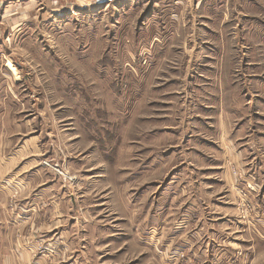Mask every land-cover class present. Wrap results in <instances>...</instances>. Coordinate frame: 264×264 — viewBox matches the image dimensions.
<instances>
[{"label":"rangeland","instance_id":"1","mask_svg":"<svg viewBox=\"0 0 264 264\" xmlns=\"http://www.w3.org/2000/svg\"><path fill=\"white\" fill-rule=\"evenodd\" d=\"M75 3L38 6L0 96L86 190L91 264H264V0Z\"/></svg>","mask_w":264,"mask_h":264},{"label":"crops","instance_id":"2","mask_svg":"<svg viewBox=\"0 0 264 264\" xmlns=\"http://www.w3.org/2000/svg\"><path fill=\"white\" fill-rule=\"evenodd\" d=\"M46 1L52 7L58 1L76 4L75 0ZM42 4L43 0H0V69H7L4 77L14 84L21 82L19 70L27 74L28 64L13 60L14 64L7 53L12 43H20ZM0 98V264H91L88 245L96 224L86 190L75 192L41 165L48 153L44 141L47 145L57 141L52 134L46 139L41 115H11L9 97ZM106 213H102L105 219ZM102 228L111 231L107 224ZM39 243L53 244L56 254L38 257Z\"/></svg>","mask_w":264,"mask_h":264},{"label":"built area","instance_id":"3","mask_svg":"<svg viewBox=\"0 0 264 264\" xmlns=\"http://www.w3.org/2000/svg\"><path fill=\"white\" fill-rule=\"evenodd\" d=\"M35 252L37 255L52 256L56 254L57 249L53 244L39 243Z\"/></svg>","mask_w":264,"mask_h":264}]
</instances>
